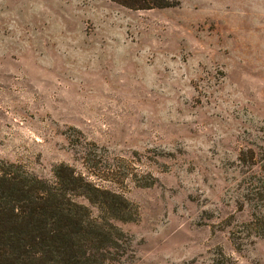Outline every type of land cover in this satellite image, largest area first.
<instances>
[{
  "label": "rangeland",
  "instance_id": "1",
  "mask_svg": "<svg viewBox=\"0 0 264 264\" xmlns=\"http://www.w3.org/2000/svg\"><path fill=\"white\" fill-rule=\"evenodd\" d=\"M177 1L0 0V161L115 194L77 199L116 264H264L236 205L264 173V0Z\"/></svg>",
  "mask_w": 264,
  "mask_h": 264
},
{
  "label": "trees",
  "instance_id": "2",
  "mask_svg": "<svg viewBox=\"0 0 264 264\" xmlns=\"http://www.w3.org/2000/svg\"><path fill=\"white\" fill-rule=\"evenodd\" d=\"M131 9L165 8L177 0H111ZM253 152V151H251ZM250 171L259 161L238 158ZM264 172V161L258 165ZM236 200L237 209L249 206L251 232L264 239V173L249 177ZM116 195L101 190L64 164L54 169L52 181L0 161V264H116L121 231L108 220L91 216L83 198L113 213ZM113 216V215H111ZM115 216V215H114Z\"/></svg>",
  "mask_w": 264,
  "mask_h": 264
}]
</instances>
